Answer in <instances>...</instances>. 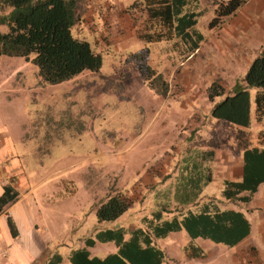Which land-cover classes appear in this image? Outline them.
<instances>
[{"label":"crops","instance_id":"crops-1","mask_svg":"<svg viewBox=\"0 0 264 264\" xmlns=\"http://www.w3.org/2000/svg\"><path fill=\"white\" fill-rule=\"evenodd\" d=\"M116 5L115 0H87L82 23H88L87 27L93 31V25L88 21L92 20L91 16L104 8L111 15ZM119 13L117 21L127 23L125 11ZM105 20L110 21V18ZM234 39L236 43L224 46L218 54L217 60L221 59V63L211 61V70L207 71L209 80L221 85L226 95L231 94L235 82L245 75L252 58L264 48L262 36L250 38L237 34ZM252 41L255 49H251ZM157 44L160 43L147 45L151 48L150 52ZM163 59L167 60L166 57ZM29 64L21 58L0 56V198L7 185L18 194L17 200L0 214V264H123L113 257L119 251L120 235L124 240L135 236L138 247H133L132 260L135 264H145L140 250L145 249L143 236L150 234V230H146L143 218L148 216L151 208L171 204L173 208L168 209L171 213L164 216L168 219L178 216L180 219L181 208L189 209L192 205H183L182 190L191 187L196 174L202 175L198 185L202 188L200 197L204 199L220 198L223 181L240 180L242 153L254 145L246 147L245 138L239 137L237 131L240 133L249 129L228 126L223 132H218L221 125L211 117V108L199 111L198 102L192 97L184 108L187 110H184L185 119L176 123L180 127L186 126V129L180 135L175 133L166 141L164 149L153 156L146 169L128 178L124 184L121 194L128 197L131 207L120 218L109 223L98 222L96 208L91 209L93 202L90 198L85 205L88 209H78L76 214L47 212L45 206L50 203L49 200L63 196L61 191L65 186L63 175L66 167L59 164L61 158L67 153L75 155L77 149L71 145L72 141L76 139L80 143L78 145L82 146L81 142L88 133L86 123L90 118L85 117L86 109L77 106L89 104L96 114H100L103 111L99 107L100 100L96 98L105 92L100 80H90V76L74 77L67 82L70 87L61 91L56 92L54 87L47 89L46 85L49 84L44 83L38 70L35 71ZM161 69L154 70L164 74V69ZM91 73L102 76L100 70ZM195 82L190 77V83H187L190 93L194 89L199 90L193 85ZM212 82L202 91L208 102L206 94ZM222 99L214 98L212 105ZM163 109L160 103L149 121L159 118ZM95 113H91L90 117L94 118ZM91 134L89 132L88 136ZM176 140L178 144L174 148L172 144ZM94 141L97 144L95 137ZM210 151L214 153L207 155ZM83 154L80 161L89 163L95 172L101 171L98 167L102 168L103 165V145L100 148L94 146ZM205 178L207 182L203 183ZM143 197L146 200L140 206ZM248 209L245 217L251 224L250 234L233 249L198 239L191 240L180 231L165 238L152 239L151 246L161 251L163 258L159 261V255L154 252L150 263L236 264L230 255L236 249L253 247L256 256L249 258L247 264H264V184L259 187ZM256 213H262V218H258ZM7 216L11 217L16 227L15 237L8 228ZM199 252L205 255V263L196 257ZM136 255L139 260H135ZM119 258L124 264H133L125 257Z\"/></svg>","mask_w":264,"mask_h":264},{"label":"trees","instance_id":"trees-1","mask_svg":"<svg viewBox=\"0 0 264 264\" xmlns=\"http://www.w3.org/2000/svg\"><path fill=\"white\" fill-rule=\"evenodd\" d=\"M249 0H214V18L209 28L215 29L224 19L233 16ZM202 0H135L131 7H139L146 12L144 28L138 35L143 47L130 56L138 73L147 87L160 97L169 91L162 74L149 65L148 44L177 40L187 55L196 52L204 36L196 29L198 19L204 14L200 9ZM87 0H0V56L21 58L37 68L41 80L49 85H58L80 75L84 71L98 72L102 66V56L93 50V45L79 37L75 28L82 24ZM252 92H254L252 97ZM216 97L223 99L215 103L210 115L219 122L236 128L249 129L253 98L255 121L264 119V48H262L245 75L237 80L230 95L217 82L207 90L210 102ZM214 153L212 151L208 152ZM242 171L239 181L225 180L221 197H200L202 188L198 182L202 175L196 174L189 189L184 190L183 205L192 203L191 208L179 211V216L166 218L171 204L158 209L151 208L143 218L146 230L143 236L145 264H151L154 252L163 258L161 251L151 246L152 239L165 238L171 233L183 231L191 240L207 241L227 247L229 250L240 244L250 234L251 224L245 217L249 205L261 185L264 184V141L260 145L246 148L242 153ZM207 180L203 183H206ZM18 194L11 186H5L0 198V214L17 200ZM146 200H140V206ZM206 200V201H204ZM131 207L126 195L110 194L106 201L96 208L98 222H112L120 218ZM139 209V208H138ZM7 225L12 237L17 235L10 216ZM141 231V230H140ZM148 232V231H147ZM143 233V232H142ZM119 251L113 257H125L133 264V247H138L135 236L123 239L120 235ZM195 250V248H192ZM200 250V249H199ZM255 248L236 249L230 259L236 264H247L255 257ZM122 255V256H121ZM195 255V252H193ZM197 258L205 263V255L199 252ZM139 257L136 255V259ZM158 261V257L156 259Z\"/></svg>","mask_w":264,"mask_h":264},{"label":"rangeland","instance_id":"rangeland-1","mask_svg":"<svg viewBox=\"0 0 264 264\" xmlns=\"http://www.w3.org/2000/svg\"><path fill=\"white\" fill-rule=\"evenodd\" d=\"M115 1L118 5L111 15L104 8L99 12L96 11L91 16L92 20H88L89 24L93 25V31L87 27L88 23H82L74 30L79 37L93 45L96 53L100 52L103 55L100 69L102 76H94L89 71L78 75L80 78L90 76V80L98 79L100 84L104 85L102 86L104 95H98L96 98L100 100L99 107L103 112L96 114L95 109L89 104L77 106L86 109L85 117L90 118L86 123L88 133L81 142L82 146L78 145L76 139L72 141L71 145L77 149L75 155L67 153L61 158L59 164L66 167L63 175L64 192L61 191L63 196L52 197L50 203L45 206L47 212L76 214L79 210L88 209L85 205L89 198L93 202L91 209H95L107 199L108 195L114 192L122 193L127 179H131L137 172H143L153 156L164 149L166 141L175 136V133L180 135L186 129V126L180 127L176 123H181L185 119L187 110L184 108L192 97L198 102L199 111H205L208 107L212 109V102L204 99L202 91L212 82L207 73L211 70L209 64L215 60L221 63V59L217 60V56L223 47L236 43L234 37L237 34L250 38L262 36L264 44V0H250L233 16L224 19L223 24L215 29L209 28L214 18V0H202L200 9L205 13L198 19L196 29L204 36V41L193 53L194 55L185 54L183 46L177 40L154 45L152 52L149 53V65L154 69H164L162 76L169 86L166 96L157 97L141 80L136 64L130 59V56L140 49L139 47H143L141 42L137 43V34L144 28L146 12L139 7H131L135 0ZM121 10L125 11L127 23L117 21ZM105 18H110V21ZM0 31L6 33L7 28L1 27ZM252 44L253 41L251 49L254 48ZM147 47L151 51V48ZM191 55L193 58L190 59ZM165 57L166 61L163 59ZM29 65L37 71L36 67ZM190 77L196 81L193 85L199 89H194L193 93L189 92L187 84L190 83ZM67 82L54 86L46 85V88L54 87L56 92L61 91L70 87L67 86ZM253 94L254 92L252 97ZM160 103L164 106L163 114L150 122L149 118L154 115L153 111ZM91 113H95L96 116L90 117ZM250 113L253 126L249 131H240V133L237 131L239 137L245 138L246 147L259 146L260 142L264 141V119L260 122L255 121L253 98ZM220 125L218 132H223L228 126L232 127L223 122H220ZM89 132L92 133V137L88 136ZM175 142L172 144L174 148L178 144L177 140ZM107 144L110 147L106 148ZM102 145L103 165L102 168L98 167L101 171L95 172L94 168L89 167V163L85 164L80 159L88 149L94 146L100 148ZM61 199L64 201L59 203ZM256 216L262 218L263 214L256 213Z\"/></svg>","mask_w":264,"mask_h":264}]
</instances>
